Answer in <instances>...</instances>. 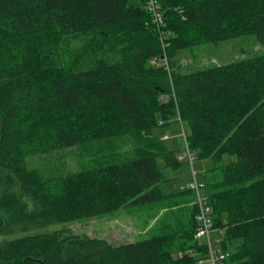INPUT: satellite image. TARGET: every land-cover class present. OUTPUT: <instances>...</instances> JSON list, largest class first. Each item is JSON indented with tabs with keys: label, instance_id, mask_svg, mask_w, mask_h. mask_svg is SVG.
Wrapping results in <instances>:
<instances>
[{
	"label": "trees",
	"instance_id": "obj_1",
	"mask_svg": "<svg viewBox=\"0 0 264 264\" xmlns=\"http://www.w3.org/2000/svg\"><path fill=\"white\" fill-rule=\"evenodd\" d=\"M138 1L0 0V235L155 205L169 212L160 232L131 243L37 232L2 241L0 264L208 260L194 193L160 191L157 157L174 169L184 159L153 134L173 118L188 126L181 141L194 159L236 157L206 196L218 250L229 255L221 264H264V54L192 71L178 60L239 37L264 46V0H154L161 21L150 0ZM74 37L89 40L90 67L61 65L57 51ZM121 139L133 142L132 156L110 154L65 177L27 167L29 157L76 146L104 154Z\"/></svg>",
	"mask_w": 264,
	"mask_h": 264
},
{
	"label": "rangeland",
	"instance_id": "obj_2",
	"mask_svg": "<svg viewBox=\"0 0 264 264\" xmlns=\"http://www.w3.org/2000/svg\"><path fill=\"white\" fill-rule=\"evenodd\" d=\"M136 2L140 4L138 0ZM88 43L89 40L83 37H74L64 41L57 51L61 65L65 67L71 65L90 67L93 63ZM107 49L112 51L114 49L113 44L110 43ZM256 54H264V46L258 42L255 36H250L230 39L218 44H205L191 50L182 51L178 55V60L184 71H192L197 68L228 64ZM182 128H184L186 135L189 136L190 130L188 126L173 118L168 126H160L153 131L156 137L168 136L169 139L163 142L165 148L168 151H174L178 159L184 158L181 167L174 169L167 164L163 156L157 157V164L163 174V180L159 184L163 195L181 192L182 189H187L193 180L192 165L185 146L181 141ZM132 143L129 139L117 140L106 147L104 154H102L103 150L99 151V147L85 145L64 149L48 155L32 156L26 159L27 167L39 170L45 178L65 177L75 172L95 167L104 162V158H107L110 154L120 152L125 158L132 156L135 147ZM235 159V156L227 155L220 164L215 163L212 159H194L193 166L197 173V179L206 185V188L202 190L203 196L206 197L212 194L213 183L222 179L220 167ZM168 213L166 209L161 208V205L153 207L131 206L122 208L112 214L98 215L64 224H51L43 229L18 233L14 237L37 232L67 230L76 235L105 239L112 243L138 242L150 239L158 234L161 226L160 221ZM14 237L0 235V244L2 241ZM212 237L222 240L223 234L214 232ZM218 248V246H215L216 255ZM234 248L235 246L231 248V251ZM173 256L177 259L182 256V253H175ZM194 256L197 259L202 258V255L197 253ZM207 263L208 260H204L203 264Z\"/></svg>",
	"mask_w": 264,
	"mask_h": 264
},
{
	"label": "built area",
	"instance_id": "obj_3",
	"mask_svg": "<svg viewBox=\"0 0 264 264\" xmlns=\"http://www.w3.org/2000/svg\"><path fill=\"white\" fill-rule=\"evenodd\" d=\"M149 10L153 13L157 21H161V17L158 13V9L155 5L154 0H150ZM183 129V128H182ZM182 136L186 139L185 131L182 130ZM168 136H162L161 140H168ZM185 141V140H184ZM186 146V151L193 170V180L190 182L189 187L194 193L195 203L198 206V221L199 226L197 230L196 237L198 239H204L208 245L209 249V264H221L229 255L227 253H222L218 250L217 255L215 254V246H218V239L213 238L212 234L215 232V223L212 216V208L209 205L208 198L202 195V190L205 189V184L197 179V173L194 170V157L187 147L186 141L184 142ZM183 157H181L182 159ZM182 190H186L185 188Z\"/></svg>",
	"mask_w": 264,
	"mask_h": 264
}]
</instances>
